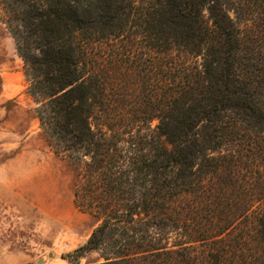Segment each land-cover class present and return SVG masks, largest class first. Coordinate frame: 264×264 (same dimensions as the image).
<instances>
[{
  "label": "trees",
  "instance_id": "trees-1",
  "mask_svg": "<svg viewBox=\"0 0 264 264\" xmlns=\"http://www.w3.org/2000/svg\"><path fill=\"white\" fill-rule=\"evenodd\" d=\"M20 1L23 29L12 31L42 131L78 170V206L101 217L64 257L75 264L96 249L95 264H264V0ZM249 21L260 38L243 37ZM101 40L110 48L92 57ZM105 57L140 66L148 87L137 110L159 117L156 129L112 114L111 81L96 71ZM200 157L210 158L207 181ZM240 197L255 199L241 214ZM151 216L185 241L147 244Z\"/></svg>",
  "mask_w": 264,
  "mask_h": 264
},
{
  "label": "rangeland",
  "instance_id": "rangeland-1",
  "mask_svg": "<svg viewBox=\"0 0 264 264\" xmlns=\"http://www.w3.org/2000/svg\"><path fill=\"white\" fill-rule=\"evenodd\" d=\"M22 11L20 0H0V264H73L64 254L85 244L101 223V217L78 206L75 186L82 184L78 170L68 157L54 151L42 131L37 115L39 104L29 93L27 64L17 50L13 32L16 26L23 29V22L18 19ZM233 14L231 12L234 18ZM241 30L248 40L261 36L256 33L257 27L252 21L243 23ZM103 41L94 45L92 57L95 51L100 52V46L110 48V44ZM108 57H105L106 62L95 60L100 63L96 64L99 78L104 82L111 81L113 89L109 93L113 100L109 103L112 114L122 110L130 125L135 129L140 126L142 133L148 130L147 127L156 129L159 117L147 119L143 110H137L142 106L138 102H143L141 91L147 86L138 76L140 66L130 65L132 74L124 75L129 71L128 63ZM98 118L91 117V122H99ZM220 154L219 151L207 152L209 157ZM205 157L197 161V176L203 174L201 167L211 158ZM235 185L237 182L231 186ZM236 193L232 192L233 196ZM166 200L172 203L169 197ZM253 200L254 197L246 202L240 197L236 200L237 212L241 214L245 205ZM185 203L186 200H182L174 207L179 209L186 206ZM151 217L147 244L177 248L179 242L185 241L171 224L156 225L152 221L154 216ZM210 249L211 243H195L194 250L201 258ZM101 252L90 250L75 264L104 261Z\"/></svg>",
  "mask_w": 264,
  "mask_h": 264
}]
</instances>
